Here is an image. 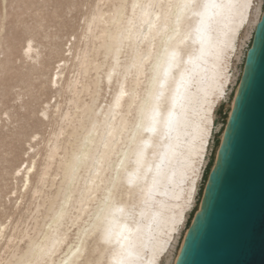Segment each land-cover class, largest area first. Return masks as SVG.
Returning a JSON list of instances; mask_svg holds the SVG:
<instances>
[{
  "label": "bare ground",
  "instance_id": "obj_1",
  "mask_svg": "<svg viewBox=\"0 0 264 264\" xmlns=\"http://www.w3.org/2000/svg\"><path fill=\"white\" fill-rule=\"evenodd\" d=\"M134 2L92 0L82 13L84 22L74 32L76 39L68 38L63 44L57 65L47 79L54 100H46L36 111L34 108L31 110L38 129L31 132L28 139L31 135H36L38 139L31 142V148L24 149V159L11 172L15 186L8 197L9 206L0 216V261L26 248L29 241L35 244V257L41 264H91L95 259L96 244L85 235L83 220L87 219L89 190L95 193L96 185L102 188L101 182L112 173L106 171L107 161L103 168L98 166V175L93 170V175L89 176L88 168L82 166L74 178V186L68 165L73 152L87 135L85 128L91 132L88 149L92 153L97 150L106 153L111 157L113 167L119 163L117 154L122 149L117 143L120 135L114 128H119L122 113L128 111L132 100L124 98L123 108L116 112L113 121L110 106L124 76H114L109 84L108 72L112 61L105 59V44L107 33L115 30L114 18L109 15L113 5L126 4L127 15L131 17ZM213 2L220 0H209V3ZM237 2L245 6L237 9L231 18L227 11L217 15L220 10L208 9L214 29L211 35L222 49L221 59L216 61L211 54H207L186 65L185 83L177 109L179 122L172 132L174 153L170 154L159 177L151 206L144 210L142 219L138 216L144 243L160 252L166 251L164 264L175 263L185 232L199 209L232 108L245 55L263 10L264 0ZM31 41L30 46L27 42L22 57L27 63V73H38L37 67L43 64V50L33 39ZM149 47L150 43L145 42L141 49L146 54ZM190 47L198 50L200 44L190 43ZM205 48L208 51L207 44ZM121 59L127 65L131 64L130 59L124 56ZM135 77L136 70L133 69L127 81L128 91L135 85ZM176 77L180 78L179 72ZM18 81L25 90L29 89L28 75H22ZM53 82L56 87H53ZM222 105L221 121L216 122L215 113ZM109 132L113 134L109 136ZM32 148L35 150L32 151ZM152 159L150 155L149 160ZM17 168L23 169L20 177L14 174ZM30 168L32 172L28 171ZM189 200L191 203H188ZM60 202L65 205V215L53 220L50 210L54 205L59 209ZM173 216L176 218L175 230L170 227ZM77 248L80 249L79 254Z\"/></svg>",
  "mask_w": 264,
  "mask_h": 264
},
{
  "label": "snow or ice",
  "instance_id": "obj_2",
  "mask_svg": "<svg viewBox=\"0 0 264 264\" xmlns=\"http://www.w3.org/2000/svg\"><path fill=\"white\" fill-rule=\"evenodd\" d=\"M244 6L237 0H220L218 3H209V0H135L129 17L126 4L113 5L109 15L114 18L115 30L107 33L105 44V59L112 61L108 82L111 85L114 76H124L110 106L113 121L116 112L123 108L124 98L130 97L132 100L128 111L122 113L119 128H114L120 135L117 142L122 149L117 154L119 163L113 167L111 157L106 153L98 150L92 153L88 149L91 132L85 128L87 135L73 152L72 161L68 165L73 177L71 184L74 186V178L82 166L88 168L89 176L93 175V170L98 175L99 168H103L107 161L106 171L112 173L106 181L101 182L102 188L96 185L95 193L89 190V208L87 219L83 220V231L96 244L95 259L91 264H164L166 251L160 252L156 247L144 243L141 219L145 215L144 210L151 206L166 161L174 153L172 132L179 122L177 109L180 107L181 89L185 83L186 65L207 54H211L216 61L221 59L222 49L211 35L214 29L208 17V9L220 10L217 15L227 11L231 18L237 9ZM73 7L61 3L32 5L19 24L22 29L56 32L66 16L72 14ZM65 38H68L67 33ZM75 39L76 35L71 34V40ZM145 42L150 43L146 54L141 49ZM31 43V39H28L29 46ZM190 43H199V49L190 47ZM205 44L208 45V51ZM122 56L130 59L131 64L122 61ZM133 69L136 70V83L128 91L127 81ZM177 72L180 73L179 79L176 77ZM53 87H56L55 82ZM23 100L22 97L20 101H14L20 105L15 110V123H12L10 114L7 121H0L8 125L2 132L5 160L14 154L17 145L31 148V142L38 139L36 135L28 139L33 119L30 108L24 105ZM40 115L44 114L41 112ZM44 118L47 119L46 116ZM112 134L108 133L109 136ZM25 140H28L27 144ZM104 147L108 148L107 142ZM150 155L152 161L149 160ZM22 171L17 168L15 176L20 177ZM28 171L32 172L33 169ZM85 180L87 187L88 178ZM50 212L53 220L63 218L64 203L60 202L59 209L54 205ZM176 226V218L173 216L171 230H175ZM35 248V244L29 241L26 248L0 261V264H41L35 257ZM76 251L80 253L79 248Z\"/></svg>",
  "mask_w": 264,
  "mask_h": 264
},
{
  "label": "water",
  "instance_id": "obj_3",
  "mask_svg": "<svg viewBox=\"0 0 264 264\" xmlns=\"http://www.w3.org/2000/svg\"><path fill=\"white\" fill-rule=\"evenodd\" d=\"M174 264H264V5L199 209Z\"/></svg>",
  "mask_w": 264,
  "mask_h": 264
},
{
  "label": "rangeland",
  "instance_id": "obj_4",
  "mask_svg": "<svg viewBox=\"0 0 264 264\" xmlns=\"http://www.w3.org/2000/svg\"><path fill=\"white\" fill-rule=\"evenodd\" d=\"M92 0H0V121H7L9 114L15 123L16 109L23 97L25 104L36 111L46 100H54L53 92L48 86L47 79L52 69L57 65V58L66 41L65 33L71 39V34L79 30L82 13ZM43 3H61L73 5L72 14L67 15L61 28L49 33L32 29H22L19 21L25 17L32 5ZM67 38V39H68ZM28 39H33L43 50V64L37 67L38 73L28 72L27 63L22 57ZM28 75L29 89L25 90L19 83L22 75ZM224 106L216 113V122L221 121ZM31 113V111H30ZM33 124L30 133L38 129L35 116L30 114ZM7 123H0V216L9 206L8 197L15 186L11 172L22 159L25 147L17 145L14 154L5 160L3 155L2 132ZM25 144L26 140H25Z\"/></svg>",
  "mask_w": 264,
  "mask_h": 264
}]
</instances>
